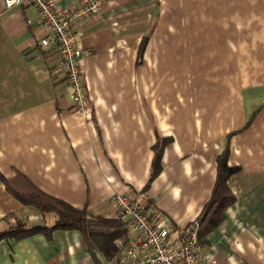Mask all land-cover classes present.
I'll return each instance as SVG.
<instances>
[{
    "label": "crops",
    "instance_id": "0c3cea01",
    "mask_svg": "<svg viewBox=\"0 0 264 264\" xmlns=\"http://www.w3.org/2000/svg\"><path fill=\"white\" fill-rule=\"evenodd\" d=\"M98 2L76 27L80 111L55 51L37 43L36 8L0 0V230L52 224L8 189L31 188L106 218L122 194L177 233L197 219L225 150L233 201L197 236L198 264H264V0ZM81 236L1 238L0 264H105Z\"/></svg>",
    "mask_w": 264,
    "mask_h": 264
},
{
    "label": "built area",
    "instance_id": "2783aa9c",
    "mask_svg": "<svg viewBox=\"0 0 264 264\" xmlns=\"http://www.w3.org/2000/svg\"><path fill=\"white\" fill-rule=\"evenodd\" d=\"M23 1L36 8L43 30L37 43L55 51L56 69L70 89L72 104L81 111L84 94L79 80L84 51L78 48L80 33L76 27L99 12V0H75V6L66 11L57 9L53 0H2L1 4L13 8ZM110 204L113 218L127 222V230L123 237L114 239L115 253L105 259V264H198L201 253L197 220L172 233L168 226L152 223L141 205L127 196L113 194Z\"/></svg>",
    "mask_w": 264,
    "mask_h": 264
},
{
    "label": "trees",
    "instance_id": "16d2710c",
    "mask_svg": "<svg viewBox=\"0 0 264 264\" xmlns=\"http://www.w3.org/2000/svg\"><path fill=\"white\" fill-rule=\"evenodd\" d=\"M162 142L156 143L154 146L149 181L159 170V155L162 150ZM226 157L227 152L225 150L217 157L216 174L210 196L204 203L196 219L198 221V231L196 232L198 238L204 235L205 231L218 224L221 220L220 218H222V210L233 201L232 195L226 190L225 182L229 175L235 172L236 168L226 166ZM0 179L4 180L1 176ZM8 189L20 203L31 205L38 213H52L55 218L48 227L44 225L32 227L18 220L12 227L0 230V239L13 238L17 240L31 234L41 233L48 240L50 233L55 229H75L81 233V237L88 249L97 250L107 259L114 255V239L121 238L126 233L127 222L124 223L116 218L90 216L84 211L83 207L72 208L69 204L49 195L45 196L35 189L29 188L21 190V192Z\"/></svg>",
    "mask_w": 264,
    "mask_h": 264
}]
</instances>
